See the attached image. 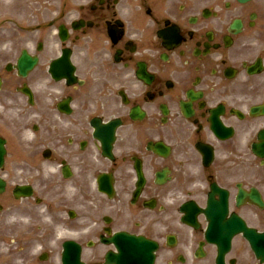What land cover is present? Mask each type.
Segmentation results:
<instances>
[{
	"label": "flooded vegetation",
	"instance_id": "flooded-vegetation-1",
	"mask_svg": "<svg viewBox=\"0 0 264 264\" xmlns=\"http://www.w3.org/2000/svg\"><path fill=\"white\" fill-rule=\"evenodd\" d=\"M1 227L21 264H264V0H0Z\"/></svg>",
	"mask_w": 264,
	"mask_h": 264
},
{
	"label": "rangeland",
	"instance_id": "rangeland-1",
	"mask_svg": "<svg viewBox=\"0 0 264 264\" xmlns=\"http://www.w3.org/2000/svg\"><path fill=\"white\" fill-rule=\"evenodd\" d=\"M12 245V242H10L8 239L6 240V238L3 237L2 242H0V250L2 251L1 255H3V259H6L7 255L5 256L4 254L9 252L8 250L12 247Z\"/></svg>",
	"mask_w": 264,
	"mask_h": 264
}]
</instances>
